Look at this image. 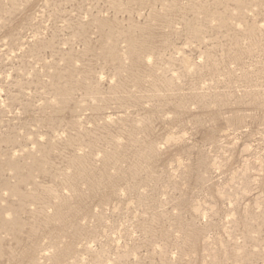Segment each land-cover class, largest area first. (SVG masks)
<instances>
[{"label":"rangeland","instance_id":"1","mask_svg":"<svg viewBox=\"0 0 264 264\" xmlns=\"http://www.w3.org/2000/svg\"><path fill=\"white\" fill-rule=\"evenodd\" d=\"M0 264H264V0H0Z\"/></svg>","mask_w":264,"mask_h":264}]
</instances>
